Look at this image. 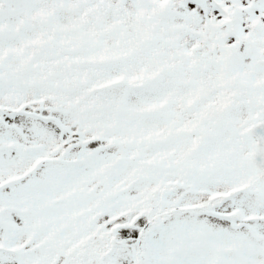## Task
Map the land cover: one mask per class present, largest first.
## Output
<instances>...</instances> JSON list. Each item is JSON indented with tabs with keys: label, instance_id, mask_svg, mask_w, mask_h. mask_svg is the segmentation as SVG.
<instances>
[{
	"label": "snow or ice",
	"instance_id": "snow-or-ice-1",
	"mask_svg": "<svg viewBox=\"0 0 264 264\" xmlns=\"http://www.w3.org/2000/svg\"><path fill=\"white\" fill-rule=\"evenodd\" d=\"M0 264H264V0H0Z\"/></svg>",
	"mask_w": 264,
	"mask_h": 264
}]
</instances>
